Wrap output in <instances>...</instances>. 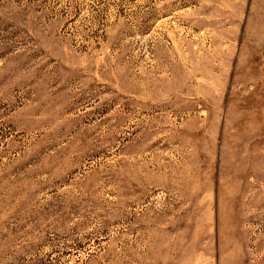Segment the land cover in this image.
Here are the masks:
<instances>
[{
    "label": "rangeland",
    "instance_id": "obj_1",
    "mask_svg": "<svg viewBox=\"0 0 264 264\" xmlns=\"http://www.w3.org/2000/svg\"><path fill=\"white\" fill-rule=\"evenodd\" d=\"M0 264H264V0H0Z\"/></svg>",
    "mask_w": 264,
    "mask_h": 264
}]
</instances>
